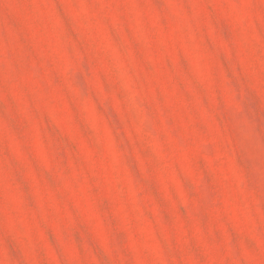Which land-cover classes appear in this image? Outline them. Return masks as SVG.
<instances>
[{"label": "rangeland", "instance_id": "374dc122", "mask_svg": "<svg viewBox=\"0 0 264 264\" xmlns=\"http://www.w3.org/2000/svg\"><path fill=\"white\" fill-rule=\"evenodd\" d=\"M0 264H264V0H0Z\"/></svg>", "mask_w": 264, "mask_h": 264}]
</instances>
